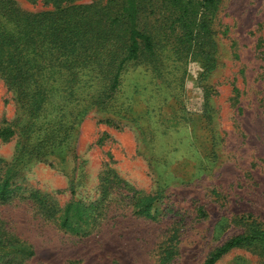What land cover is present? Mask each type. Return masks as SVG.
I'll return each instance as SVG.
<instances>
[{"label": "rangeland", "instance_id": "obj_1", "mask_svg": "<svg viewBox=\"0 0 264 264\" xmlns=\"http://www.w3.org/2000/svg\"><path fill=\"white\" fill-rule=\"evenodd\" d=\"M14 1L30 13L51 10ZM95 4L118 15L123 0L73 3ZM209 20L211 70L181 42L177 14L144 0L154 54L126 65L112 98L102 77L85 73L75 96L52 99L36 120L0 76V126L16 131L0 138V179L9 176L13 196L0 203V233L32 246L20 264H202L246 230L242 216L264 223V0H218ZM59 119L56 139L40 145ZM74 201L83 210L77 232L59 218ZM8 250L0 264L21 256ZM215 264H264V256L245 246Z\"/></svg>", "mask_w": 264, "mask_h": 264}, {"label": "trees", "instance_id": "obj_2", "mask_svg": "<svg viewBox=\"0 0 264 264\" xmlns=\"http://www.w3.org/2000/svg\"><path fill=\"white\" fill-rule=\"evenodd\" d=\"M28 1L41 2L51 10L30 13L14 0H0V76L16 90L18 101L31 119L44 115V108L52 99L75 96L85 73L94 76L92 81L102 77L107 98H112L121 84L126 65L155 52L154 31L142 26L144 0H123L118 15H109L105 7L97 4L73 5L77 0ZM162 2L169 12L177 14V21L184 29L181 42L205 59L207 70H211L215 43L209 15L218 0ZM62 127L61 119L52 120L40 145L52 143ZM15 132L6 121L0 126V138L4 141ZM9 179L8 175L0 179V203L13 197ZM28 197L48 214L56 213L46 196L32 193ZM152 200L153 197L149 198L145 207ZM80 203L74 201L59 217L60 224L73 232L83 227ZM241 219H246V230L226 240L202 264H215L232 249L245 246L259 248L264 256V223L250 214ZM1 233L0 252L6 249L8 252V247H13V251L21 253L7 259V264H20L33 255V250L28 252L29 256L25 254L27 249H32L26 241L7 231Z\"/></svg>", "mask_w": 264, "mask_h": 264}]
</instances>
